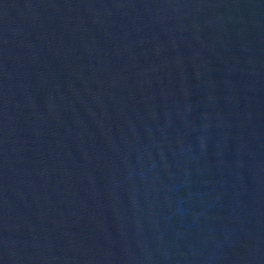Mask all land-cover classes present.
Masks as SVG:
<instances>
[{"label":"water","instance_id":"obj_1","mask_svg":"<svg viewBox=\"0 0 264 264\" xmlns=\"http://www.w3.org/2000/svg\"><path fill=\"white\" fill-rule=\"evenodd\" d=\"M0 264H264V0H0Z\"/></svg>","mask_w":264,"mask_h":264}]
</instances>
